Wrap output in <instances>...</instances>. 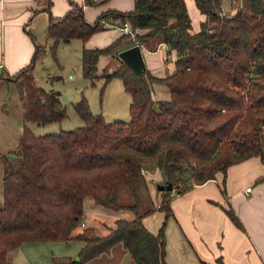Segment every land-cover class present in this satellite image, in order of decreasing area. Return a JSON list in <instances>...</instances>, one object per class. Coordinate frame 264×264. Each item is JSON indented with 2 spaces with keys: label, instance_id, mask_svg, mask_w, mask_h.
<instances>
[{
  "label": "trees",
  "instance_id": "1",
  "mask_svg": "<svg viewBox=\"0 0 264 264\" xmlns=\"http://www.w3.org/2000/svg\"><path fill=\"white\" fill-rule=\"evenodd\" d=\"M45 1L49 19L44 35L53 40L51 53L59 42L87 40L104 28V20L112 19L128 22L135 32L133 42L147 49L165 43L175 51V68L165 76L147 68L135 73L117 56L129 38L125 33L103 47L82 49V75L91 80L100 55L119 59V67L101 76L105 82L121 79L130 96L129 119L108 122L81 95L73 103L81 125L44 134L24 126L16 148L1 155L0 264H10V251L23 242L71 240L83 242L76 257L52 256V264H82L119 242L135 264H165L164 226L171 196L209 179L223 189L228 166L250 156L264 164V0H239L233 13L222 10V0H194L205 15L197 32L191 31L184 0H134L132 10L106 9L93 22L86 20L81 4L71 1L62 16L53 17L51 2ZM45 48L37 44L27 65L0 75L21 85L24 122L40 125L67 115L58 91L34 79L35 60ZM153 83L165 85L170 97L153 99ZM143 167L159 169L161 184H172V189L160 190L157 208L165 219L156 233L142 222L146 212H138ZM122 186L133 203L119 201ZM86 197L102 208L128 209L134 217L116 218L107 233L99 234L93 226L81 225ZM226 212L240 225L233 209Z\"/></svg>",
  "mask_w": 264,
  "mask_h": 264
},
{
  "label": "crops",
  "instance_id": "2",
  "mask_svg": "<svg viewBox=\"0 0 264 264\" xmlns=\"http://www.w3.org/2000/svg\"><path fill=\"white\" fill-rule=\"evenodd\" d=\"M71 1L83 5L84 16L89 22H93L99 13L106 9L127 11L134 8V0H106L102 5L84 4V0H50V14L53 17L62 16L70 8ZM193 3L195 5L194 0ZM221 6L223 10L235 11L239 6V0H233V2L222 0ZM45 7V0H0V75L2 73L12 75L31 61L35 47L39 44V35L41 38L43 36L45 38L44 31L49 19V12L44 9ZM200 14L202 13L200 12ZM204 20L205 15L202 14L199 28L191 31L197 32ZM121 25L118 20L109 19L104 28L113 27L118 30L111 37L99 39L97 36L98 38H95L98 34L94 32L85 41L74 38L68 42H59L56 50L59 51V46L63 45L61 46L63 47L62 51L66 50L67 52L68 47L73 44L74 47L76 45L79 48L80 58L83 48H95L94 46L107 45L112 42L122 33ZM46 40L49 41L40 45L50 47L53 40ZM134 43L132 37H129L119 50ZM140 46L146 68L151 74L165 76L174 70L176 54L174 50H168L165 43H159L154 50ZM46 51L45 48L36 58L33 74L40 86L47 90L58 91L62 102L60 91L51 87L54 75H46V78L42 79L45 83H39L41 79L36 73V64L38 60L42 61L41 59L44 57L42 54ZM99 60L100 57L97 65ZM112 61H115L116 67L113 69L115 70L119 67L120 61L114 54H106L100 65L107 68L111 66ZM97 72L98 70H96ZM47 82L50 83L47 85ZM15 83L5 82L0 77V203L3 201L1 155H10L11 150L18 144L24 126L30 128V124L35 123L24 122L22 118L20 91L16 90L17 92H15L13 88L5 86ZM151 91L153 99H168L170 97L169 89L160 83H153ZM78 99H80V95L75 98L72 105ZM129 102L130 99H127V106ZM120 119L115 117L112 121ZM142 182L145 187L146 182ZM160 183L161 181L157 184ZM247 187H250V190L247 191ZM161 198L162 194L160 193L157 206L160 204ZM85 201L86 198L84 204ZM96 205L93 204L90 207V212L95 218L93 223L95 225L101 223L105 228H108L111 225H108L104 220L98 221L102 209L106 208ZM170 207L171 215L166 218L164 226L165 264H264V164L258 156H250L228 166L223 189L217 180L209 179L202 184L193 185L184 193L172 195ZM227 208L233 209L240 225L231 219L226 212ZM114 213L107 216L109 222L112 220L114 223V220L119 218L117 213ZM164 219V211L158 209L144 215L142 222L149 231L156 233ZM83 222L87 226L95 227L87 223L85 219ZM80 229L77 227L74 232ZM71 241L77 242L75 246H72L74 250L69 253H52L50 263L52 256L76 257L83 242ZM33 242L31 241V243ZM24 243L26 242H23L16 250L22 249L21 247L26 245ZM82 264H135V262L128 250L119 242Z\"/></svg>",
  "mask_w": 264,
  "mask_h": 264
},
{
  "label": "rangeland",
  "instance_id": "3",
  "mask_svg": "<svg viewBox=\"0 0 264 264\" xmlns=\"http://www.w3.org/2000/svg\"><path fill=\"white\" fill-rule=\"evenodd\" d=\"M231 1L233 2V0ZM185 4L191 21V30L195 31L199 28L202 14H200V11L194 5L193 0H185ZM96 5L102 4L97 3ZM224 11L232 13L234 10ZM106 23L107 20L102 22L103 25ZM117 31L118 30L113 27L103 28L95 32V34H98L95 38L99 37V39H105L109 36L111 37L112 34L114 35ZM129 37L131 36L129 35ZM48 41L49 40H46L44 36L41 38L39 35V44H45ZM104 45L105 44L97 45V47H102ZM61 46L63 45L59 46V51L58 49L56 50L57 55L56 52L55 54L51 53L49 51V47L46 46L47 51L42 54V56H44L43 59H41L42 61H37L36 73L38 77H40L39 79H41L39 83H45L42 79H45V76L48 74L55 76L52 79L51 87L57 88V90L60 91L63 105L66 107L65 109L67 115L60 122H53L46 125L31 123L30 128L37 134H44L58 132L59 130H69L81 125L83 120L76 113L72 105V102L78 95H80V97L83 95L87 99L90 110L94 113L101 112L105 120L108 122L112 121L115 117L121 118L120 120L129 119L126 101L127 99H130V96L124 91L121 79L113 77L108 82H105L104 77L101 76V74L111 72L116 67L115 61H112L111 66L104 68V66H101L100 63L105 55H100L99 64L97 65V76L91 80L82 75L79 48L76 45L74 47V45L71 44L66 52V50L62 51L63 47ZM91 82H93V84ZM49 83L47 82V85ZM5 86L13 88L15 92H17L16 90H19L21 93V85L17 82L15 84ZM142 175L144 177V182H146V186L144 187L143 182L141 181L137 185V191L140 195L138 212H146L144 215H147L152 213L154 210H158L157 203L159 202L158 197L160 190L157 189V183L160 181L162 183L163 177L161 171L157 168L147 169L143 167ZM119 201L124 204L134 202L131 193L125 186H122L119 190ZM85 202L83 219H85L87 223L96 227H94L95 232L99 234H105L108 232V228H105L101 223H96V225L93 223L95 218L90 212V207L91 205L94 204L95 206L96 204L92 201V198L86 197ZM150 209L151 211L147 212V210ZM114 212L117 213L118 217H134V213L130 210L112 211L109 209H102V213L100 214L101 217L98 221L104 220L108 225H113L112 220L109 222L107 216H109V214H115ZM79 227L82 228L81 226ZM24 244L26 245L21 247L22 249L19 248L17 250L14 249L10 251V264H51L50 256L52 253L72 252L74 250V247L72 246H75L77 242L34 241L33 243L26 242Z\"/></svg>",
  "mask_w": 264,
  "mask_h": 264
},
{
  "label": "water",
  "instance_id": "4",
  "mask_svg": "<svg viewBox=\"0 0 264 264\" xmlns=\"http://www.w3.org/2000/svg\"><path fill=\"white\" fill-rule=\"evenodd\" d=\"M117 56L125 63L130 69L135 73L139 74L146 69L145 61L143 58L141 46L139 43H134L127 46L117 52ZM158 190H170L172 189V184L169 182L167 184H157Z\"/></svg>",
  "mask_w": 264,
  "mask_h": 264
},
{
  "label": "built area",
  "instance_id": "5",
  "mask_svg": "<svg viewBox=\"0 0 264 264\" xmlns=\"http://www.w3.org/2000/svg\"><path fill=\"white\" fill-rule=\"evenodd\" d=\"M222 10L223 7L221 6ZM224 11V10H223ZM120 30L122 31V33L128 34L130 35L132 38L135 35V32L132 30V28L130 27L128 22H124L121 26H120ZM216 180V179H215ZM246 190H250V187H247ZM81 225H84V222H81Z\"/></svg>",
  "mask_w": 264,
  "mask_h": 264
}]
</instances>
